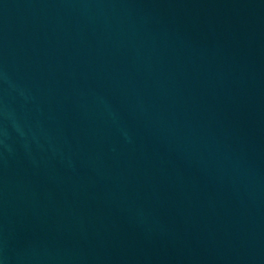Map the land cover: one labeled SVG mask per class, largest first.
I'll list each match as a JSON object with an SVG mask.
<instances>
[{"label": "water", "instance_id": "95a60500", "mask_svg": "<svg viewBox=\"0 0 264 264\" xmlns=\"http://www.w3.org/2000/svg\"><path fill=\"white\" fill-rule=\"evenodd\" d=\"M0 264H264V0H0Z\"/></svg>", "mask_w": 264, "mask_h": 264}]
</instances>
